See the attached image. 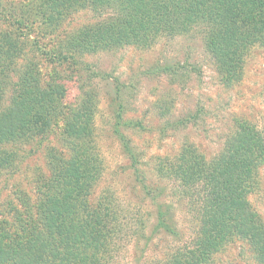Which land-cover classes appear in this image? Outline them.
Masks as SVG:
<instances>
[{"label": "trees", "instance_id": "obj_1", "mask_svg": "<svg viewBox=\"0 0 264 264\" xmlns=\"http://www.w3.org/2000/svg\"><path fill=\"white\" fill-rule=\"evenodd\" d=\"M43 2L40 14L49 35L81 5L101 12V27L82 32L81 41L89 48L148 47L161 35L196 28L225 87L238 79L251 50L264 49V0ZM4 38L6 42L0 43V179L20 172L25 153L40 152L46 172L37 173L30 193L19 189L5 199L0 210V264H116L124 241L145 238L141 232L145 221L140 218L127 232L114 197L95 194L101 161L90 139V99L81 95L78 103L66 105L58 75L46 84L40 82L38 59L32 55L34 42L8 32ZM73 39L77 43L80 36L68 41ZM29 55L30 60H20ZM59 120L64 121L59 144L43 145L52 123ZM115 133L140 182L142 173L129 142L118 129ZM261 160L264 127L258 131L240 123L212 161L194 157L192 163L174 167L172 176L180 182L181 199L187 205L193 202L187 210L198 221L192 235L182 239L172 209L158 205L151 235L160 231L179 244L163 260L141 264H210L227 243L235 241L244 243L253 259L264 264V224L248 201ZM157 172L170 176L163 168Z\"/></svg>", "mask_w": 264, "mask_h": 264}, {"label": "rangeland", "instance_id": "obj_2", "mask_svg": "<svg viewBox=\"0 0 264 264\" xmlns=\"http://www.w3.org/2000/svg\"><path fill=\"white\" fill-rule=\"evenodd\" d=\"M41 1L44 5V0H0V43L6 42V32L33 41L40 82L46 84L58 75L66 105H75L81 95L89 97L90 139L101 161L95 194L106 192L114 197L127 232L142 221L140 218L145 221L141 229L145 238L124 241L116 264L161 261L179 243L160 231L151 235L156 207L172 209L182 239L192 235L198 221L197 215L187 210L193 202L187 205L188 201L181 199L180 182L172 176L174 167L192 163L194 157L212 161L240 123L258 131L264 127V49L251 50L238 79L225 87L196 28L184 34L161 35L148 47L89 48L81 41L85 37L82 32L101 27V12L79 3L52 27L54 35H49L40 14ZM72 36H80L77 43L68 41ZM32 55L20 60H30ZM15 81L11 76V82ZM52 124L42 144L54 148L60 142L64 121ZM116 129L137 158L142 182L135 177ZM21 156L25 163L20 172L0 179V210L16 190L30 193L37 173L46 172L40 152ZM160 168L170 176H161ZM248 201L264 224V160L256 169V185ZM210 264L258 263L244 243L235 241L227 243Z\"/></svg>", "mask_w": 264, "mask_h": 264}]
</instances>
